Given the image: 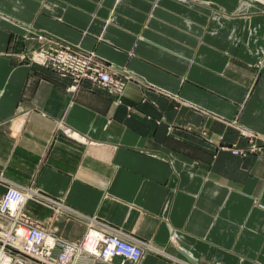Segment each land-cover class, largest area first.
Returning <instances> with one entry per match:
<instances>
[{
  "label": "crops",
  "instance_id": "1",
  "mask_svg": "<svg viewBox=\"0 0 264 264\" xmlns=\"http://www.w3.org/2000/svg\"><path fill=\"white\" fill-rule=\"evenodd\" d=\"M33 33L93 53L122 96L29 63ZM8 185L40 196L34 222L118 232L136 264H264V3L0 0Z\"/></svg>",
  "mask_w": 264,
  "mask_h": 264
},
{
  "label": "built area",
  "instance_id": "2",
  "mask_svg": "<svg viewBox=\"0 0 264 264\" xmlns=\"http://www.w3.org/2000/svg\"><path fill=\"white\" fill-rule=\"evenodd\" d=\"M27 60L69 78L72 82L69 90L88 80L117 99L124 93L126 82L112 76L93 53L79 54L44 36H38V46L30 51ZM231 151L235 155L245 153L237 148ZM24 198L38 200L40 196L30 188L8 185L0 198V264H82L84 259L88 264H135L142 257L139 246L93 222L87 225L79 242L61 241L23 213ZM117 258L119 262H115Z\"/></svg>",
  "mask_w": 264,
  "mask_h": 264
},
{
  "label": "rangeland",
  "instance_id": "3",
  "mask_svg": "<svg viewBox=\"0 0 264 264\" xmlns=\"http://www.w3.org/2000/svg\"><path fill=\"white\" fill-rule=\"evenodd\" d=\"M39 34V33H38ZM33 35H34V33H33ZM37 36V35H36ZM36 41H37V39H36ZM252 148V147H251ZM233 148H231V150H232ZM249 151H251L250 149H249ZM232 152V151H231ZM5 186V185H4ZM6 192V187H5V190H4V192H3V194ZM2 194V195H3ZM1 195V196H2ZM1 196H0V198H1ZM36 200V199H35ZM24 208H25V206H24ZM23 213L26 215V213L24 212V209H23ZM27 216V215H26ZM39 224V226L41 227V228H43L44 230H46L47 232H49V233H51L53 236H55L56 238H58L59 240H61V241H64V242H67V243H74V242H79V241H74V242H72V241H67V240H64V239H62V238H60L59 236H57L56 234H55V232H54V229L52 228V229H49L48 228V225H46V224H40V223H38ZM87 229V228H86ZM85 233H86V231H85ZM84 237V236H83ZM83 239V238H82ZM142 258V257H141ZM141 258H140V260H141ZM118 259V262L120 261V259L119 258H117ZM116 260V259H115ZM139 260V261H140ZM138 261V262H139ZM128 263V262H127ZM137 263V262H136ZM135 263V264H136Z\"/></svg>",
  "mask_w": 264,
  "mask_h": 264
},
{
  "label": "bare ground",
  "instance_id": "4",
  "mask_svg": "<svg viewBox=\"0 0 264 264\" xmlns=\"http://www.w3.org/2000/svg\"><path fill=\"white\" fill-rule=\"evenodd\" d=\"M257 1H261V2H263L264 3V0H257ZM255 2V1H254ZM37 35V36H36ZM34 36L36 37V39H37V42H38V36H43V35H40V34H38V33H34ZM28 197V196H27ZM29 198V197H28ZM27 198V199H28ZM27 199H25L24 198V202H23V206H25L26 205V202L28 201ZM30 200V199H29ZM13 208H15V207H13ZM24 208V207H23Z\"/></svg>",
  "mask_w": 264,
  "mask_h": 264
}]
</instances>
